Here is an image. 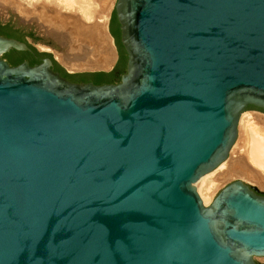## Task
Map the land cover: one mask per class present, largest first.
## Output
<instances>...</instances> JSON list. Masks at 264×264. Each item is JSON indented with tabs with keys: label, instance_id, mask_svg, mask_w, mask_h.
Listing matches in <instances>:
<instances>
[{
	"label": "water",
	"instance_id": "1",
	"mask_svg": "<svg viewBox=\"0 0 264 264\" xmlns=\"http://www.w3.org/2000/svg\"><path fill=\"white\" fill-rule=\"evenodd\" d=\"M112 9L116 83L47 52L11 65L33 46L0 35V264H263L264 193L235 179L204 204L195 184L264 111V0Z\"/></svg>",
	"mask_w": 264,
	"mask_h": 264
},
{
	"label": "bare ground",
	"instance_id": "2",
	"mask_svg": "<svg viewBox=\"0 0 264 264\" xmlns=\"http://www.w3.org/2000/svg\"><path fill=\"white\" fill-rule=\"evenodd\" d=\"M2 1L8 3L10 7L14 6V9H17L22 17H37L41 23L42 32L50 36L53 41L61 42L60 46L66 42L65 46L68 45V51L65 49V52L58 53L57 57L69 70L109 67L111 65L114 59V48L112 38L107 30V21L112 0H53L54 3L51 0H20V2L25 1L26 5L22 3L24 6L19 3L15 4L16 0ZM72 9H75L78 14L71 12ZM92 17H95V20L89 23ZM85 39L86 42H84ZM78 41L77 47L72 44ZM82 41L83 43H81ZM88 42L91 45L87 44ZM85 43L90 45L86 53L84 47L87 45ZM66 52L68 54H65ZM84 54L86 55L83 56ZM69 56H72L73 59L83 56L84 60L81 58L82 63H79L76 62V59L75 61L71 60ZM86 56L88 58L103 56L109 59L100 62L98 57L99 63L94 64L95 62L90 61L91 64L86 62L87 65H84L83 61H86ZM239 122L240 145L237 149L231 150L233 152L230 151L232 154L230 158L216 168L217 175L211 176L213 170L200 177L195 184L204 204L210 201L216 186H218L217 181L241 176L253 182L264 183V115L257 112L242 113Z\"/></svg>",
	"mask_w": 264,
	"mask_h": 264
},
{
	"label": "rangeland",
	"instance_id": "3",
	"mask_svg": "<svg viewBox=\"0 0 264 264\" xmlns=\"http://www.w3.org/2000/svg\"><path fill=\"white\" fill-rule=\"evenodd\" d=\"M17 3L15 2V4H18L19 5H26L25 1H21L20 0H16ZM53 2V0H51ZM114 1V0H113ZM34 2V1H33ZM24 5H23V4ZM54 3V2H53ZM6 4V5H5ZM112 6H113V2H112V5H111V8H110V12L112 13ZM71 12L75 13V14H78L77 11L75 9H72L70 10ZM65 12V11H64ZM110 12H109V15H110ZM26 16L22 17L21 14H19V12L17 11V9H14V6L13 7H10V5L8 3H3L2 0H0V23L1 24H5L7 22H10L12 24L15 25V27L17 28H20L25 34H32L31 36L27 35L25 36V40L28 42V44H30L31 46H33L38 52H47V53H51L52 54V58L62 67L64 66L63 63H61V61L59 60V58L57 57L58 56V53H60L62 51V47L59 46L58 44L54 43L53 39L48 36L47 34V37H45V33L42 32V27L40 26V22L38 21L39 19L37 17H31V16ZM81 17V16H80ZM110 17H108V20H109ZM95 19H91V21H94ZM90 21V22H91ZM107 25H108V21H107ZM42 36H44V41H41L39 40V37L42 38ZM48 44V45H47ZM47 47V48H46ZM63 68V67H62ZM65 70V69H64ZM66 71V70H65ZM260 113L262 115H264L263 112H260V111H257V110H250V109H247L246 111H244L243 113ZM240 123V122H239ZM239 123H238V135H237V138H236V141L235 143L233 144L231 150H233L234 148L237 149L238 145H240V133H241V130L239 128ZM234 149V150H235ZM230 150V151H231ZM233 151H231L232 153ZM232 154L229 153V156L228 158H230ZM228 158L225 160L227 161ZM224 161V162H225ZM217 172L218 170L216 171V169H214V174L211 176L214 177L215 175H217ZM211 173V172H210ZM235 179H244L246 180L247 182H252L250 179H247V178H244V177H241V176H234V177H231V178H226V179H223L221 181H217V185L219 186H216L217 188L215 189L214 193L212 194L211 198H210V201L212 200V198L226 185L228 184L229 182L235 180ZM200 196V195H199ZM209 201V202H210ZM208 202V203H209ZM207 203V204H208ZM255 260L257 262H260V263H263L264 264V257H256Z\"/></svg>",
	"mask_w": 264,
	"mask_h": 264
},
{
	"label": "trees",
	"instance_id": "4",
	"mask_svg": "<svg viewBox=\"0 0 264 264\" xmlns=\"http://www.w3.org/2000/svg\"><path fill=\"white\" fill-rule=\"evenodd\" d=\"M114 16L115 13L113 12ZM0 35L6 36V37H13L21 41H25V36L32 34H25L20 28L15 27L14 24L7 22L5 24L0 23ZM32 51L34 54H31L30 52L26 51H16L11 50L4 54V57L7 59V61L11 65H17L21 63L24 60H28V62L33 65L36 63H40L42 59L46 56H50V54L38 52L35 48L32 47ZM51 57V56H50ZM125 66H126V54L123 50L121 58L119 60V63L116 64L115 68L110 72H96L92 74L88 73H75V74H69L67 73L59 64L54 62V68L58 70L62 75L66 77H73L78 78L79 80H84L86 77H91L96 84H105V83H116L119 81L121 74L125 72ZM253 108V107H248ZM256 109V108H253ZM259 110V109H257ZM264 112L263 110H260Z\"/></svg>",
	"mask_w": 264,
	"mask_h": 264
},
{
	"label": "crops",
	"instance_id": "5",
	"mask_svg": "<svg viewBox=\"0 0 264 264\" xmlns=\"http://www.w3.org/2000/svg\"><path fill=\"white\" fill-rule=\"evenodd\" d=\"M113 1V0H112ZM115 1V0H114ZM114 1H113V4H114ZM112 8H113V6H112ZM110 15H111V12H110ZM110 15H109V17H110ZM93 19H95V17H92ZM91 18V19H92ZM91 21V20H90ZM90 21H89V23H90ZM93 22V21H92ZM88 23V22H87ZM87 40L85 39V41L84 42H86ZM56 41H54V43H55ZM93 43H94V41H92ZM57 44H59V43H61V42H56ZM66 43V42H65ZM65 43L63 44V45H61V47H63V48H61L62 49V51H61V53H64L65 52V49H67V51H68V48H67V44H66V46H65ZM81 43H83V41L81 42ZM62 44V43H61ZM72 44H75V46L77 47L78 45H79V41L77 42V43H72ZM86 44V43H85ZM87 44H90V42H88ZM86 44V45H87ZM84 44H82V46H83ZM91 45V44H90ZM89 45V46H90ZM59 46H60V44H59ZM85 46V45H84ZM88 45H87V47L85 46L84 48H86L85 49V53H86V50L88 49V47H89ZM93 46V45H92ZM92 46H91V48H92ZM113 48H114V46H113ZM84 51V50H83ZM88 51V50H87ZM60 53V54H61ZM65 54H68V52H66ZM86 54H84L83 56H85ZM83 56H81V58H83ZM67 57V56H66ZM87 57V58H86ZM85 58H86V61L84 62L83 61V64L85 65L86 64V62H87V64H89L90 63V61L91 62H95L94 64H96L98 61H99V59H98V57L100 58V62H102L103 60H107V59H109V58H106V57H103V56H97V58H94V57H89L88 58V56H86ZM102 57V58H101ZM69 58H71V60H74L75 61V59H76V57H74L75 59H73L72 58V56L70 57L69 56ZM79 58V60H81V61H79V60H77ZM77 59H76V62H79V63H82V59L80 58V57H78ZM94 59H97V60H94ZM60 60V59H59ZM70 59H69V61H71ZM83 60H84V58H83ZM116 61H117V57H116V50H115V48H114V59H113V61H112V63H111V65H109V67L108 66H106V67H98V68H83V69H79V70H72V71H78L79 73L80 72H91L92 70H100V71H103V70H112L113 68L112 67H114V65H115V63H116ZM89 62V63H88ZM99 63V62H98ZM86 64V65H87ZM91 64V63H90ZM65 70H69L65 65L64 66H62ZM71 71V70H70ZM109 71V72H110ZM242 181H244L247 185H250V186H252V187H256V189L259 191V192H262V193H264V183H257V182H247L246 180H244V179H241Z\"/></svg>",
	"mask_w": 264,
	"mask_h": 264
},
{
	"label": "flooded vegetation",
	"instance_id": "6",
	"mask_svg": "<svg viewBox=\"0 0 264 264\" xmlns=\"http://www.w3.org/2000/svg\"><path fill=\"white\" fill-rule=\"evenodd\" d=\"M109 30H110V33L113 35V37L115 39V42L118 45L117 46V49H118V59H117V63H119V60L121 58V55H122V52H123L124 49H123V47H122V45H121V43L119 41V35H120L119 24L117 22L116 16H114L113 13L110 15V18H109ZM30 53L31 54H34L33 51H31ZM26 61H28V60H26ZM52 61H53L52 67H53L54 70H56L54 68V62H55V60L53 58H52ZM56 71H58V70H56ZM88 74H92V73H88ZM62 76H64V75H62ZM64 77H66V76H64ZM66 78L68 80H70L72 82H76V83H79V82H92V83L96 84V82L91 77H86V79H84V80L83 79L82 80H79L78 78H73V77H66ZM261 195L264 196V194H261Z\"/></svg>",
	"mask_w": 264,
	"mask_h": 264
}]
</instances>
